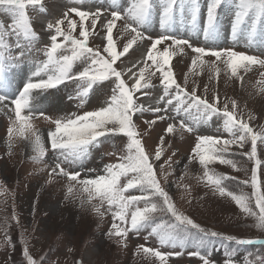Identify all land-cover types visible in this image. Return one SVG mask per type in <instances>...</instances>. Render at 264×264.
<instances>
[{
  "label": "snow or ice",
  "instance_id": "snow-or-ice-1",
  "mask_svg": "<svg viewBox=\"0 0 264 264\" xmlns=\"http://www.w3.org/2000/svg\"><path fill=\"white\" fill-rule=\"evenodd\" d=\"M72 3L81 7H70L55 23H47L50 42L40 48L37 45L42 37L34 29L30 12L46 14L44 0H0V12L9 17L8 22L0 20V112L6 109L12 114L7 129V154H12L16 140L24 141L30 148L32 162L43 164L48 170V183L63 178L67 182L68 195L76 186L87 193V201L81 200V205L85 202L92 205L100 218L111 214L112 224L107 235L118 238V243L125 246L130 232L148 231L161 249L194 246L198 250L191 255L198 257L202 264H215L209 250L213 241H219L224 249V264H264V255L253 257L251 252L241 261L233 259L240 247L264 245V239L225 235L201 226L180 211L164 186L174 172L172 157L176 153L161 162L166 148L170 147L166 138L177 133H197L188 163H198L202 169L199 179L212 194L230 199L244 218H250L253 227L264 233V169L258 157V145H264V126L256 130L250 123L256 117L249 113L245 119L235 99L221 104V97L215 90L209 99L208 85L204 86L203 94H199L195 80L194 86L188 88L189 75H201L205 66L213 70L210 79L218 78L223 71L226 76L242 81L241 72L247 73L256 65L264 68V58L234 49L197 47L187 38L170 35L168 29L178 17L189 19L192 29L197 28L201 0H127L126 4L111 0L109 8L95 10L84 6L86 0H72ZM205 7L206 20L202 29L205 40L217 37L219 17L224 10L230 9L234 14L231 23L234 42L245 35L248 45H252L258 35L264 42V0H206ZM105 12L108 17L100 24L98 32L97 24ZM154 13L161 29L155 38L145 34ZM118 22L122 25L118 38L128 36L122 45H118L113 36ZM101 34L106 43L90 46V36ZM145 40L150 43L142 61L127 69L120 68L118 62L123 64L122 58ZM185 48L194 56L181 84L175 77L172 60L177 54H183ZM34 52L42 53L43 59L34 63L26 83L14 87L11 74L26 58H32ZM206 57L215 59L208 61ZM77 64L83 66L82 70L73 71ZM260 76L258 91L264 94V72ZM154 77L162 87V94L155 100L150 91H145L157 86L153 83ZM69 82L75 84V94L69 99L79 101L78 107H83L94 89L108 87L110 96L98 108L82 114L51 118L39 111L37 100L40 96L61 85L67 86ZM142 97L149 99L144 101ZM145 113L154 117L144 121L149 130L158 121H170L151 152L146 149L134 119ZM41 117L53 125L46 135L34 124V120ZM214 118L221 122L227 138L197 131ZM117 138H126L119 150L115 146ZM106 143L112 144V150L104 153L101 160L104 155L115 159L99 168H85L92 152ZM246 146L250 150H245ZM237 149L245 150L241 154L255 165L250 178L239 181L251 189L250 194L230 189L228 182L236 177L218 173L214 167L220 164L240 171L237 161L230 158ZM182 187L188 189L187 185ZM7 242L11 243L10 238ZM137 251L154 257L158 264H169V257L181 255L144 246H139ZM23 257L27 264H40L26 246Z\"/></svg>",
  "mask_w": 264,
  "mask_h": 264
},
{
  "label": "rangeland",
  "instance_id": "rangeland-1",
  "mask_svg": "<svg viewBox=\"0 0 264 264\" xmlns=\"http://www.w3.org/2000/svg\"><path fill=\"white\" fill-rule=\"evenodd\" d=\"M44 3L47 9L46 14L36 15L30 12L37 33L38 31L47 32L45 25L42 24L55 23L57 19L62 18L63 13L68 8L81 7L80 5H73L72 0H61L62 5L58 4L57 0H44ZM120 3L126 4L127 0H120ZM110 4L111 0H86L84 6L90 10H95L96 8H109ZM205 5L206 0H201V16L195 30L192 29L189 19L181 20L178 17L172 27L168 29L169 34L177 38H187L197 47L213 50L234 49L237 52L264 58V42L259 35L252 45H248L246 35L238 37L235 42L233 41L231 23L234 14L233 10L230 9L224 10L219 17L217 37L214 40H205L202 31L206 20ZM106 17H108V12H105L97 24L98 32L100 31V24L104 22ZM0 20L8 22L9 17L0 12ZM121 31L122 25L121 22H118L117 29H114L113 32L118 45H122L128 39L126 34L123 38H118ZM160 32L159 18L154 13L152 21L146 26L145 34L155 38ZM198 38L201 41H198ZM49 42L48 38L42 37V41L37 47L42 48ZM89 43L90 46L99 47L106 41L102 38V34L92 35ZM149 43L148 40H145L135 46L128 56L122 58L124 63L118 62V66L127 69L131 63L141 62ZM193 56L191 50L185 48L183 54H177L172 60L175 77L181 84L184 82L185 74L188 73ZM41 59H43L42 53L34 52L32 58H26L24 63L14 70L11 74L14 87H19L27 82L34 70V63ZM205 59L214 61L215 58L206 57ZM82 67V65L77 64L73 71H80ZM261 72H264V68L256 65L252 66L247 73L241 72L244 77L242 81L226 76L223 71L218 78L210 79L213 70L205 66L201 75L195 77L189 75L188 88L191 89L194 86L193 80H195V83L199 85V94H203L204 86L208 85L209 99H211L214 90L220 95L221 104L235 99L238 102L240 114L245 119L249 113L255 116L256 119L250 123L256 130H260L264 126V94L258 91ZM153 83L157 85L155 88L145 90L152 93V98L162 94V87L159 86L155 77ZM110 92L111 89L108 87L94 89L83 107H78L79 101L74 98L69 99L75 94V84L69 82L67 86L61 85L59 88L49 90L40 96L37 105L39 111L51 118L71 113L82 114L102 105L105 99L110 96ZM147 98L149 97H142L144 101ZM11 115L6 109L0 112V264H23L26 262L23 257L25 246L30 255L40 264H77L79 261H82L83 264H158L154 257L142 251L138 252L139 246L160 249L164 252H180L181 255L179 256L169 257V264H202L198 257L191 255L192 252L198 250L194 246L189 245L183 249H161L158 241L149 236L148 231L139 234L130 232L126 246L124 243H118V238H110L107 233L112 224L111 214H105L103 218H100L92 210V205L86 202L81 205V200L87 201V193H83L80 187L76 186L73 193L68 195L67 182L63 178H55L52 183H48V170L45 165L32 162L30 148L24 141L16 140L12 154H7V129L10 126L9 117ZM152 118L154 117L151 113H145L143 116L138 114L137 117H134L149 152L158 144L159 136L164 133V129L170 122L158 121L149 130L144 121ZM34 124L45 135L53 127L42 117L34 120ZM197 131L227 138V134L222 130L221 122L215 118ZM196 134L177 133L174 137L166 138L170 147L166 148L165 157L162 158L161 162L171 156L173 152L176 155L172 157L174 172L169 176L168 184L164 186L169 191L177 208L210 230L238 238L264 239V233L257 231L253 227V221L250 218L245 219L230 199L213 195L211 190L204 185L199 179L202 175L199 164L196 162L188 163ZM124 140L126 138H117L115 142L117 150L123 147ZM111 150L112 144L109 143L94 150L84 167L99 168L102 164L112 162L115 158L107 155H104L103 160H101V156ZM245 150L250 149L246 146ZM245 150H234L236 155L241 156V162L238 163L240 171H233L230 167L220 164L214 167L218 173L236 177L237 183L250 194L251 189L239 183V181L250 178L251 169L255 166L254 162L248 161L247 157L241 154ZM258 157L262 161L261 169H264V145H258ZM180 177L183 179L181 180ZM178 184L181 187H178ZM183 185H187L188 189L185 190ZM193 189L196 190V193H194V198L189 201L188 196L191 197L192 195L188 194ZM187 201L193 207L187 206L185 204ZM93 203H98V201H93ZM85 208H88L90 212L84 211ZM255 233L257 235L251 236ZM9 238L10 240L13 238L18 240L15 241V244L14 242L8 243ZM19 244L21 245L19 246ZM231 247L237 246L232 245ZM209 250L212 252L210 259L215 264H224L226 257L219 241H213L209 245ZM201 251L203 252V250ZM256 251H259L257 245L240 247L233 259L241 261L249 252L253 254V257L257 254L264 255V252L257 253Z\"/></svg>",
  "mask_w": 264,
  "mask_h": 264
},
{
  "label": "trees",
  "instance_id": "trees-1",
  "mask_svg": "<svg viewBox=\"0 0 264 264\" xmlns=\"http://www.w3.org/2000/svg\"><path fill=\"white\" fill-rule=\"evenodd\" d=\"M230 158L236 160L237 163H240V162H241V156H239V155L234 154V155H232ZM237 182H238V179H237V178H236V180L229 181V182H228V185H229L230 189H232L233 191H236V192L243 191V192L247 193V192H246V189H244V188H243L241 185H239ZM194 193H196V190H195V189L189 191V194H188V195H192V196H193ZM188 195H187V196H188ZM192 196H191V197L188 196L189 201L191 200ZM189 201H187L185 204H186L187 206H189V207H193L192 205H190V204L188 203ZM85 209H87V210H85ZM85 209H84V211L90 212V210L88 211V208H85ZM253 235H257V233L252 234L251 236H253ZM245 236H247V235H245ZM245 238H247V237H245ZM16 240H18V239H16ZM16 240H14V238H13V239H11V242H14V244H15V241H16ZM20 245H21V244H19V246H20ZM257 246L259 247V251H258V252L256 251L257 253L264 252V245H257ZM14 247H15V246H14ZM11 250H13V249H11ZM20 256H21V255H20ZM23 264H27V262H23Z\"/></svg>",
  "mask_w": 264,
  "mask_h": 264
},
{
  "label": "bare ground",
  "instance_id": "bare-ground-1",
  "mask_svg": "<svg viewBox=\"0 0 264 264\" xmlns=\"http://www.w3.org/2000/svg\"><path fill=\"white\" fill-rule=\"evenodd\" d=\"M142 50V49H141ZM125 69V68H124Z\"/></svg>",
  "mask_w": 264,
  "mask_h": 264
}]
</instances>
